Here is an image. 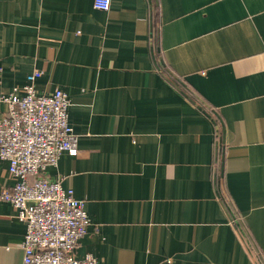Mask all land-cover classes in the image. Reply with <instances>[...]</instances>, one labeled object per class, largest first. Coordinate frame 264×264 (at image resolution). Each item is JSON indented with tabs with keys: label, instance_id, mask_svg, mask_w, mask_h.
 I'll return each instance as SVG.
<instances>
[{
	"label": "crops",
	"instance_id": "obj_1",
	"mask_svg": "<svg viewBox=\"0 0 264 264\" xmlns=\"http://www.w3.org/2000/svg\"><path fill=\"white\" fill-rule=\"evenodd\" d=\"M33 71L70 98L78 153L41 174L84 201L77 258L264 264V0H0V97ZM24 230L0 198V264Z\"/></svg>",
	"mask_w": 264,
	"mask_h": 264
},
{
	"label": "built area",
	"instance_id": "obj_2",
	"mask_svg": "<svg viewBox=\"0 0 264 264\" xmlns=\"http://www.w3.org/2000/svg\"><path fill=\"white\" fill-rule=\"evenodd\" d=\"M110 4L93 0V7L102 11ZM40 75L33 71L21 89L0 97L7 104L6 115L0 117V158L8 162L14 180L0 198L24 224L21 264H96L94 254L77 258L74 253L89 224L84 201L64 188L61 178L50 181L41 174L63 152L76 155L78 137L68 123L67 93L59 88L38 93L34 83Z\"/></svg>",
	"mask_w": 264,
	"mask_h": 264
}]
</instances>
